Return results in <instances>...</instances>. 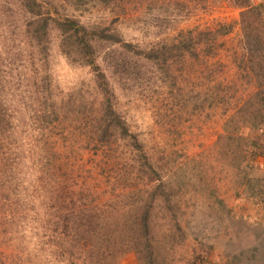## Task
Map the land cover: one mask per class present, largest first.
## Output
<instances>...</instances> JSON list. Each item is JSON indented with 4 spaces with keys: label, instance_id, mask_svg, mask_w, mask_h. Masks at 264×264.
<instances>
[{
    "label": "rangeland",
    "instance_id": "1",
    "mask_svg": "<svg viewBox=\"0 0 264 264\" xmlns=\"http://www.w3.org/2000/svg\"><path fill=\"white\" fill-rule=\"evenodd\" d=\"M39 1L52 17H76L121 41H94L89 63L52 21L37 45L31 14L19 0H0V264H146L128 244L122 251L105 242L107 224L121 236L125 218L115 210L118 217L103 220L106 209L115 194L118 202L129 194L111 186L108 153L137 166L145 156L153 174L177 186L175 217L164 204L152 212V234L175 236L173 249L153 248L155 264H264V156L248 161L247 143L264 140V126L254 134L237 113L257 90L248 42L260 44L243 31L241 0ZM251 3L257 8L245 24L258 26L264 42V0ZM220 25L229 31L221 30L211 56L174 54L163 63L135 51L162 52L190 31ZM105 98L126 136L117 128L102 144L96 126L109 111ZM90 216L92 228L84 225ZM133 225L123 230L131 238ZM193 248L207 259L187 261Z\"/></svg>",
    "mask_w": 264,
    "mask_h": 264
},
{
    "label": "trees",
    "instance_id": "2",
    "mask_svg": "<svg viewBox=\"0 0 264 264\" xmlns=\"http://www.w3.org/2000/svg\"><path fill=\"white\" fill-rule=\"evenodd\" d=\"M19 2L32 16V20L30 19V21L27 22V25L30 26V28L31 26H33L34 29H37L35 32L37 34L34 33L33 29V36L37 38L35 40L37 45L42 44V42L47 39V31L49 28L48 25L51 21L52 24H54L52 26L58 29L60 35L63 38V42L64 44H67L68 49H70L71 46L74 49L78 48L80 50L79 52L86 57L89 63H92L94 61V51L96 50V47L94 48L92 44L94 41L96 42L106 40L110 43H120L121 41L120 38H118V36L113 32L106 33L103 30L98 31L95 26L92 27V29L87 28L86 26L80 24L79 20L76 17L70 15H60L58 14V12L56 14L57 16L52 17L48 14L47 9L43 8V2L39 0H19ZM237 6L242 9L241 18L242 22L244 23L243 31L245 32V34H247V37L249 39L250 36L254 34V36L256 37L255 43H258V45L260 44V46L255 48L252 43L248 42V51H246L245 53V58L248 59L251 70L253 71L251 72V75L257 80V90L254 92V94H251L250 97L247 98L249 100L246 99L245 103H243L240 108H237V113H245V115L248 116L247 118L249 120L245 122L250 124L249 126L251 128V131L254 130L255 134L257 129L264 126V60H262L264 59V57H262V53H260V51H264V42L260 39V34L262 32L260 31L258 26H252L251 23L245 24L246 16L250 14V12L256 10L257 5H253L251 3V0H241L238 2ZM123 13L125 12L123 11ZM229 27V25H220L218 26V28L212 31L208 30L205 32H197L195 36H193L192 34L194 33L190 31V33H186L188 39L181 38L177 44H174L170 47H164L165 49H163L162 52H158L157 50L154 51L153 49L147 52L142 50L135 51L138 54H143L146 60L156 59L163 61V63L168 60H172V58L169 57L174 56V54H177L178 56L181 55V57L184 58L189 56V58H191L192 60L193 58L197 60L199 59L200 54H207L209 56L214 54L215 45L213 44H217L216 37L220 33H222V29H227L224 32L227 33L229 31ZM204 39L206 40L205 44H200V42ZM210 39H212V42H210ZM186 40H192V42H186ZM126 47L132 48V44L128 43ZM104 101L106 102L105 108L109 111H104V116L106 118L103 121L101 119L104 116L101 119H98L101 120V122H97L96 135L97 138H99L98 141L100 143L107 144L109 142V139L114 135L113 131L117 128L120 129L121 127L119 120H115V112H113L114 110L111 107L112 105L110 99L105 98ZM235 115H233L231 119L229 117L227 124L232 122V119L235 117ZM5 125L6 124H3L2 127H4ZM120 133L122 137L126 136L123 130H121ZM250 136H252V134H250ZM129 138L135 140V137ZM248 142L254 148V150L250 152L249 157L251 158L248 161L251 162V159L256 158L257 155L264 156V140H262L260 136H253L252 138H250V140H247V143ZM131 143H133V145L130 143L128 144L130 146H134L136 149L138 148L135 142ZM106 157H109L108 159H110L108 164L111 165V169L108 171V178L112 180L111 186L113 188H116L117 190L127 191L129 192V194L123 193L122 195L124 197L120 202H118L119 193L115 194L110 208L106 209V211L111 209L109 211V215H107L103 220H106L110 215L113 218L118 217V213L115 212L116 210L121 213L122 216H125V218H123V230L133 225L134 220L136 221V224L133 225L136 234L135 238H131L122 230L121 236H112L116 232L115 229L117 225L111 222L106 226L107 229L105 233V242L111 248L122 251V245L124 243L128 244V249L134 251L139 259H146V264H155V253L153 248L157 246H161L162 248L169 246L173 249L172 244L173 240H175V236L172 230L169 229L165 230L162 234L158 229L159 232H157L155 236L152 234L154 232L153 224L157 217L156 215H152V212L157 208L156 205L164 204V209L168 211H172L173 209V214L170 213V220L175 217V209H178L179 203H174L172 205L170 200L174 197V191L177 186L166 181H161L162 176L158 173L153 174V170H151V167L146 163L147 159L145 156V162H142L143 165L140 164L138 166L136 164L132 165L121 163L118 160L117 156H113L111 153H108ZM249 181L248 182L251 184L252 179H250ZM62 194L63 192L61 193V195ZM142 194L147 196L142 198ZM134 197L138 198L133 199ZM136 200L140 201L136 202ZM78 212L79 214L74 213L73 211V216L74 214L80 216L81 213L84 212L83 208L79 209ZM93 216H95L96 221V218H98L96 217V212L93 214ZM113 221H115V219ZM84 225H88V228H92L96 226V223H93V217L90 216ZM164 225H167V223H164L163 226ZM254 249L255 250L252 251L253 253L258 250V248ZM207 255V253L203 254L202 252H199L198 250L196 251L195 248H193L191 249L190 256L185 259L190 263L203 262L207 259Z\"/></svg>",
    "mask_w": 264,
    "mask_h": 264
}]
</instances>
